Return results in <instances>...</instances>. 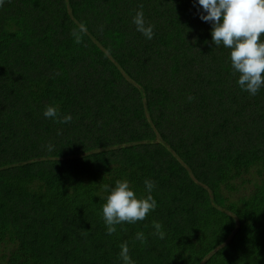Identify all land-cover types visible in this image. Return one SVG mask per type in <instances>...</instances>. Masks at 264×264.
Instances as JSON below:
<instances>
[{"label":"trees","instance_id":"obj_1","mask_svg":"<svg viewBox=\"0 0 264 264\" xmlns=\"http://www.w3.org/2000/svg\"><path fill=\"white\" fill-rule=\"evenodd\" d=\"M197 8L0 5V264H120L122 242L136 264H264V87L239 88ZM145 178L155 209L106 234L102 186L127 179L142 196Z\"/></svg>","mask_w":264,"mask_h":264},{"label":"clouds","instance_id":"obj_2","mask_svg":"<svg viewBox=\"0 0 264 264\" xmlns=\"http://www.w3.org/2000/svg\"><path fill=\"white\" fill-rule=\"evenodd\" d=\"M4 0H0L3 5ZM199 19L211 25L210 35L214 45H223L229 50L228 59L231 69L237 75L235 83L241 90L255 95L264 87V0H193ZM136 30L146 39L153 36V26L146 24L142 10H137L132 17ZM86 26L81 22L71 31L74 42L79 43L81 33ZM45 118L53 120L58 117V108L47 105L42 112ZM71 119L70 114L60 117L61 122ZM145 194L138 196L127 179H117L112 185H103L106 192L104 202L100 205L99 215L108 235L116 231L122 223H135L156 207L152 196L154 181L145 178ZM153 234L163 239L165 232L158 221H152ZM135 238L141 243L145 237L137 232ZM120 264H136L129 255L126 242L120 244L118 253Z\"/></svg>","mask_w":264,"mask_h":264}]
</instances>
